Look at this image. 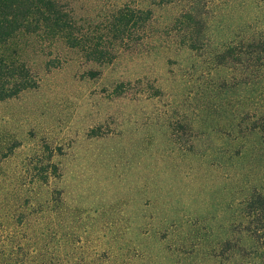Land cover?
I'll list each match as a JSON object with an SVG mask.
<instances>
[{"label": "rangeland", "instance_id": "1", "mask_svg": "<svg viewBox=\"0 0 264 264\" xmlns=\"http://www.w3.org/2000/svg\"><path fill=\"white\" fill-rule=\"evenodd\" d=\"M59 2L77 46L9 47L0 264H264V0Z\"/></svg>", "mask_w": 264, "mask_h": 264}, {"label": "trees", "instance_id": "2", "mask_svg": "<svg viewBox=\"0 0 264 264\" xmlns=\"http://www.w3.org/2000/svg\"><path fill=\"white\" fill-rule=\"evenodd\" d=\"M190 1V0H187ZM111 25L113 33L127 32L137 23L148 22L149 15L134 10H120ZM189 18L187 22L192 20ZM46 32L50 36H67L77 46L72 22L62 10L59 0H0V103L35 89L39 82L33 69L11 53V42L20 33ZM262 55V51L259 52ZM105 58L99 54L93 59Z\"/></svg>", "mask_w": 264, "mask_h": 264}]
</instances>
